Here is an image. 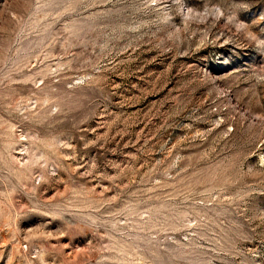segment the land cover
Wrapping results in <instances>:
<instances>
[{
	"label": "rangeland",
	"instance_id": "1",
	"mask_svg": "<svg viewBox=\"0 0 264 264\" xmlns=\"http://www.w3.org/2000/svg\"><path fill=\"white\" fill-rule=\"evenodd\" d=\"M0 264H264V0H0Z\"/></svg>",
	"mask_w": 264,
	"mask_h": 264
}]
</instances>
